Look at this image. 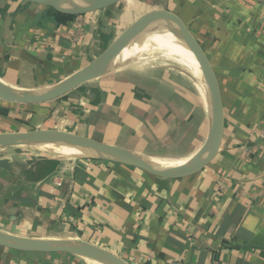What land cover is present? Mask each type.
Returning <instances> with one entry per match:
<instances>
[{
	"label": "crops",
	"instance_id": "1",
	"mask_svg": "<svg viewBox=\"0 0 264 264\" xmlns=\"http://www.w3.org/2000/svg\"><path fill=\"white\" fill-rule=\"evenodd\" d=\"M124 1L63 22L50 7L0 0V83L27 94L54 88L144 16L170 12L194 36L216 76L225 116L218 155L194 175L166 178L88 160L104 158L61 159L47 154L56 150L0 147V232L88 241L130 264H264V5ZM174 72L138 64L54 101L0 99V134L81 138L155 162L185 163L212 137V103L193 72ZM0 264L84 263L0 246Z\"/></svg>",
	"mask_w": 264,
	"mask_h": 264
},
{
	"label": "water",
	"instance_id": "2",
	"mask_svg": "<svg viewBox=\"0 0 264 264\" xmlns=\"http://www.w3.org/2000/svg\"><path fill=\"white\" fill-rule=\"evenodd\" d=\"M34 4L50 7L58 12L68 15H83L93 11L109 8L123 0H24ZM88 3L82 7H75L76 3ZM168 21L176 27L182 39L195 57L207 84L212 103V137L205 150L196 157L194 162L183 168L164 167L158 162L139 156L120 147L104 143L81 139L67 138L56 135L38 133L0 134V147L2 148H44L67 147L93 150L101 153L115 154L121 160L111 162L123 163L136 168L144 169L153 174L166 178H182L194 175L213 162L222 145L225 128V116L222 106L221 94L216 76L206 58L202 48L197 43L190 31L180 20L170 12H152L131 26L113 45L102 55L95 59L78 74L69 80L59 84L55 88L37 93H18L5 88L0 83V99L22 104H42L64 97L78 87L100 77V70L109 58L114 57L127 45L134 41L146 29L154 23ZM109 161V160H108ZM0 246L28 253H48L88 256V254L100 255L109 259L113 264H130L114 252L88 241L50 242L33 240L0 232Z\"/></svg>",
	"mask_w": 264,
	"mask_h": 264
},
{
	"label": "bare ground",
	"instance_id": "3",
	"mask_svg": "<svg viewBox=\"0 0 264 264\" xmlns=\"http://www.w3.org/2000/svg\"><path fill=\"white\" fill-rule=\"evenodd\" d=\"M84 5H89V4L78 2L76 3L75 7L79 8ZM152 51L154 52L164 51L166 55L171 57V59L172 58H174L175 60L178 59L186 63V65L191 68L195 77L198 78L200 82L199 83L200 89L203 90V88L205 87L207 88L205 77L195 57L193 56L192 52L190 51V49L182 39L176 27L168 21H161L154 23L151 27L146 29L142 34H140L134 41H132L129 45H127L117 55H115L112 58H109L106 61V63L103 65L99 73L103 74L106 73L107 71L117 70L118 67L122 66L125 63H128L130 60L142 59L141 57L143 55L148 54ZM43 149L69 152L75 155H82L83 157L104 158V160H109V161L121 160V158H119L115 154L101 153L87 149L67 148V147H44ZM189 162L190 161H186L185 164L183 165H177L176 162H172V163L158 162V164L164 167L183 168L188 166L190 164ZM88 257L91 258L90 260H92V264H113L109 259L100 255L88 254Z\"/></svg>",
	"mask_w": 264,
	"mask_h": 264
},
{
	"label": "rangeland",
	"instance_id": "4",
	"mask_svg": "<svg viewBox=\"0 0 264 264\" xmlns=\"http://www.w3.org/2000/svg\"><path fill=\"white\" fill-rule=\"evenodd\" d=\"M124 2H125V4H124ZM124 2L121 3V5L123 4V5L126 6L128 4L127 3L128 0H126ZM50 10L56 11L53 8H50ZM56 12H58V11H56ZM105 51H106V49L101 47V51H99V52H97V54L93 55V57L91 58V61L89 62V64H91L95 59H97ZM152 52H154V51H152ZM152 52L143 55L141 57L142 59L130 60L128 63H125L122 66L118 67L117 70L125 68V67H135V66H138V64H142L144 67H146V66L153 67V68H157V69H162L163 71L170 70V69L173 70V71H178V72H174V73H177L179 76H181L182 73H184V74L189 73L191 75L190 72H192V70H191V68L189 66L186 65V63H184V62H182V61H180L178 59H176V60L174 58L171 59V57L166 55V53L164 51H155L154 53H152ZM89 64H87V66ZM87 66H85V67H87ZM107 72H111V71H107ZM103 76H106V74H104ZM100 77H102V76H100ZM100 77H98V78H100ZM98 78H96V79H98ZM195 80L197 81L196 78H195ZM58 85H56L55 87H57ZM21 149L22 150H33L34 148L33 147H22ZM59 152L50 151L47 154H49V157H53L54 156L55 158H61V159H63V158H66V159L67 158L87 159V158L76 157V156H82V155H75L73 153L62 152V151L60 153ZM88 160L106 161V160H98V159H88ZM195 160H196V158H190V159H187V160H184V161H190L189 163H191V162H194ZM183 164H185V163H177V165H183ZM72 256H73V258H76V260L78 262H80V263L82 262L84 264H92V260H90L91 258L88 257V256H78V255H72Z\"/></svg>",
	"mask_w": 264,
	"mask_h": 264
},
{
	"label": "trees",
	"instance_id": "5",
	"mask_svg": "<svg viewBox=\"0 0 264 264\" xmlns=\"http://www.w3.org/2000/svg\"><path fill=\"white\" fill-rule=\"evenodd\" d=\"M55 13H56V16H58L59 20L63 21V22H65L67 20H71L73 18L72 15L64 14L61 12H59V13L55 12Z\"/></svg>",
	"mask_w": 264,
	"mask_h": 264
},
{
	"label": "built area",
	"instance_id": "6",
	"mask_svg": "<svg viewBox=\"0 0 264 264\" xmlns=\"http://www.w3.org/2000/svg\"><path fill=\"white\" fill-rule=\"evenodd\" d=\"M260 2L264 5V0H260ZM261 138L264 140V131H263L262 134H261ZM262 180H263V182H264V174H263V176H262ZM175 264H185V263L179 261V262H176Z\"/></svg>",
	"mask_w": 264,
	"mask_h": 264
}]
</instances>
